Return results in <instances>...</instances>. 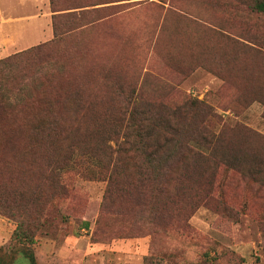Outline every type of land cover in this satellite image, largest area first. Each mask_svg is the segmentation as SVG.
I'll return each instance as SVG.
<instances>
[{"label": "rangeland", "instance_id": "374dc122", "mask_svg": "<svg viewBox=\"0 0 264 264\" xmlns=\"http://www.w3.org/2000/svg\"><path fill=\"white\" fill-rule=\"evenodd\" d=\"M112 4L110 17L100 8V20L76 36L86 87L102 95L132 89L168 103L203 99L226 121L214 154H247L248 168L218 163L210 183L201 179L173 201L148 196L143 206L132 192L103 209L106 180L87 173L91 164L79 152L52 170L44 148L1 153L6 199L13 204L12 188L39 191L33 211L41 222L29 245L13 236L16 221L0 213V264H264V95L256 93L264 84V16L249 13L247 0ZM113 102L123 104L122 96Z\"/></svg>", "mask_w": 264, "mask_h": 264}, {"label": "trees", "instance_id": "16d2710c", "mask_svg": "<svg viewBox=\"0 0 264 264\" xmlns=\"http://www.w3.org/2000/svg\"><path fill=\"white\" fill-rule=\"evenodd\" d=\"M115 1L49 0L52 38L0 58V154L31 155L44 148L45 166L52 170L69 164L79 152L91 164L87 173L106 180L103 209L115 197L132 192L141 197L143 206L148 196L173 201L201 179L210 183L209 171L218 163L247 169L251 160L247 154L231 155L226 150L214 154L226 121L205 100L186 96L168 103L145 99L132 89H108L104 96L86 87L88 76L81 68L76 36L100 20L96 16L100 8L110 17ZM247 7L249 13L264 16V0H247ZM256 89L264 95V84ZM119 96L123 104L115 110L113 100ZM102 115L110 119L100 122ZM215 124L218 132L213 131ZM26 138L32 141L27 143ZM58 147L63 155L50 151ZM54 185L67 191L62 182ZM5 186L0 182V213L16 221L13 236L30 245L41 222L40 213L33 211L40 193L12 188L10 204ZM55 193L53 188L49 198ZM16 201L23 207L18 208Z\"/></svg>", "mask_w": 264, "mask_h": 264}, {"label": "crops", "instance_id": "0c3cea01", "mask_svg": "<svg viewBox=\"0 0 264 264\" xmlns=\"http://www.w3.org/2000/svg\"><path fill=\"white\" fill-rule=\"evenodd\" d=\"M52 36L49 0H0V58Z\"/></svg>", "mask_w": 264, "mask_h": 264}]
</instances>
